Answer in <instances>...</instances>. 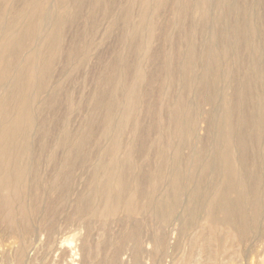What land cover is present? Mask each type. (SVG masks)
<instances>
[{"label": "bare ground", "instance_id": "6f19581e", "mask_svg": "<svg viewBox=\"0 0 264 264\" xmlns=\"http://www.w3.org/2000/svg\"><path fill=\"white\" fill-rule=\"evenodd\" d=\"M99 14L121 48L77 96L102 60ZM180 238L200 242L191 264L251 260L248 241L264 251V0H0V243L13 262L42 242L57 264H163Z\"/></svg>", "mask_w": 264, "mask_h": 264}, {"label": "rangeland", "instance_id": "374dc122", "mask_svg": "<svg viewBox=\"0 0 264 264\" xmlns=\"http://www.w3.org/2000/svg\"><path fill=\"white\" fill-rule=\"evenodd\" d=\"M123 1L124 0H118V2L119 3H123ZM88 10V8H86L85 10H84V13L86 12ZM101 17V18H100ZM85 19H83L82 21H84ZM97 21L99 22V24H97V26H98V28H99V31H100V33H99V31H98V37L97 38H105L104 40V45H103V48L101 47L98 51V54L100 53V51H101V58H102V60H98V61H93V59H89L88 60V62L85 64V68H84V71H83V73H81L80 75H79V77L77 76V80L75 81V84H73L72 85V87H71V93L72 92H75L76 94H77V96L78 95H81V94H83L84 96H87V94H89V92H92L93 90H94V78H93V76L94 77H96L95 76V74H97V73H99V69H100V73H103V71H104V68H105V66H104V64L106 65L108 62H109V60H110V52H112V51H114V49L116 50V51H119V49L121 48V45H120V47H119V44H117L116 43V41L115 40H117V35H115V32H110V31H108L107 29H108V26H109V23L111 22L109 19H106V18H102V15L101 14H99L98 15V19H97ZM102 21V22H101ZM86 21H84V23H85ZM105 22V23H104ZM82 24H83V22H82ZM111 24V23H110ZM80 25V23L76 26V27H78ZM107 26V27H106ZM75 26L71 29V30H68L69 31V33H68V31H67V33H66V39L67 40H65V42H66V44H65V47L67 48V46L69 47V44H71L70 45V47L73 45V43L72 42H74L73 40H76L74 37L75 36H71L70 34L72 33V35H74V33H75V31H76V28ZM76 28V29H75ZM101 28V29H100ZM106 30V31H105ZM71 32V33H70ZM106 32V33H105ZM106 34V35H105ZM108 34H109V38L108 37H106V36H108ZM69 36V37H68ZM70 36L72 37V38H70ZM108 38V39H107ZM116 38V39H115ZM72 40V42L70 41V40ZM77 39L79 40V37H77ZM68 42H69V44H68ZM114 42V43H113ZM75 43V42H74ZM68 44V45H67ZM117 46L119 47V48H117ZM110 47V48H109ZM102 49V50H101ZM118 49V50H117ZM103 52V53H102ZM93 61V63L92 62H90V61ZM102 61V62H101ZM89 63H92V64H89ZM91 65V66H90ZM89 66H90V69H89ZM88 69H89V74H90V77H89V74H87V71H88ZM87 70V71H86ZM58 71V70H57ZM98 71V72H97ZM85 73V74H84ZM99 73V74H100ZM84 74V75H83ZM94 74V75H93ZM86 75V76H85ZM89 77V80H88V77ZM85 77V78H84ZM80 78H81V80H80ZM83 78V79H82ZM87 78V79H86ZM86 80V81H85ZM81 81V82H80ZM84 81L87 83V84H84ZM80 84H79V83ZM83 82V83H82ZM93 85V86H92ZM91 86V87H90ZM78 92V93H77ZM84 92H85V94H84ZM74 96H75V94H74ZM52 117V116H51ZM79 118V119H78ZM82 118V117H81ZM80 118V115L78 116V117H76L75 119H77L76 120V123L75 124H73L72 125V128L73 129H76L77 128V126H78V124L79 123H81L82 121L80 120L81 119ZM201 126H203V125H201ZM96 132V131H95ZM98 132V131H97ZM96 132V133H97ZM95 133V134H96ZM200 134L202 135L203 134V131H200ZM97 135V134H96ZM98 221H96L95 223H94V225H93V227H96L94 230H92V236H91V241H93V244L96 246V243H98L99 241H101V239L103 238V236L101 235L100 236V233L97 231L98 230ZM176 223L172 226V227H169L168 229H167V237H168V240H169V243H174L175 241H176V239H177V234H176V231H175V229H176ZM114 226H110L109 228H108V233L110 234V235H112V234H114L115 232H117L118 231V229L116 228V227H114ZM171 228V229H170ZM95 231H96V235H95ZM146 232V230H144V233ZM174 232V233H173ZM175 234V235H174ZM77 236H79V235H73V236H71L70 237V240H75L76 238H77ZM94 236V237H93ZM250 239H252V235H250L249 236V238H248V240L250 241ZM185 240V238H180V242H182L181 243V248H179V251L178 252H176V255L175 256H172V255H169L168 257H165L164 258V261H163V264H179V263H177L182 257H184L185 258V264H191V262H192V260H194L195 258H199V246H200V242L199 241H197L196 242V244H195V246H194V248H192L191 250H187V248H186V240ZM249 241L247 242L248 244L247 245H245V247L244 248H246L245 250H248V251H253V255L254 256H252L253 258L251 259V260H253V261H251L250 260V257H248L246 260H241V259H237V260H233V264H264L263 262H264V251H262V252H260V253H258V252H256L257 251V246L258 245H260V243L259 242H257V243H249ZM34 243H32V245H30L29 247H28V249H27V251H26V256H27V258H26V260L24 259V261H25V263H23V264H57L58 262V259H57V257H56V255H55V253H52V250H50V247H48L46 244H42V242H38V243H35L34 245H33ZM37 244V245H36ZM40 244H42V245H40ZM36 245V246H35ZM251 245V246H250ZM5 247H7L6 246V243H5V245L4 244H2V243H0V264H16V263H14L13 262V256H14V254H15V250H10L8 247L7 248H5ZM32 247V248H31ZM5 248V249H4ZM249 248V249H248ZM198 249V250H197ZM2 250V251H1ZM50 250V251H49ZM5 251V252H4ZM8 251H9V253H8ZM195 251V252H194ZM2 252V253H1ZM186 252V253H185ZM188 252V253H187ZM14 253V254H13ZM9 254H10V256H9ZM198 254V255H197ZM3 255H4V257H3ZM54 255V256H53ZM184 255V256H183ZM194 255V256H193ZM248 255H249V252H248ZM176 259H174V258ZM194 257V258H193ZM2 259V260H1ZM51 259V260H50ZM53 259V260H52ZM173 259H174V261H173ZM178 259V260H177ZM168 260V261H167ZM188 260V261H187ZM177 261V262H176ZM249 261H251V262H249ZM8 262V263H7ZM47 262V263H46ZM54 262V263H53ZM176 262V263H175ZM62 264V263H61Z\"/></svg>", "mask_w": 264, "mask_h": 264}]
</instances>
